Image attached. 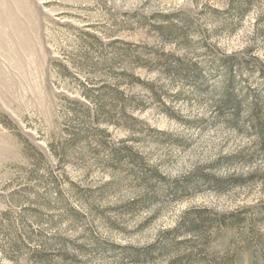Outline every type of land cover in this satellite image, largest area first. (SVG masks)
Segmentation results:
<instances>
[{"label": "rangeland", "instance_id": "rangeland-1", "mask_svg": "<svg viewBox=\"0 0 264 264\" xmlns=\"http://www.w3.org/2000/svg\"><path fill=\"white\" fill-rule=\"evenodd\" d=\"M257 128L264 0H0V264H264Z\"/></svg>", "mask_w": 264, "mask_h": 264}, {"label": "trees", "instance_id": "trees-1", "mask_svg": "<svg viewBox=\"0 0 264 264\" xmlns=\"http://www.w3.org/2000/svg\"><path fill=\"white\" fill-rule=\"evenodd\" d=\"M227 70H228V74H229V72L231 70L230 66H229V68ZM233 110L236 111V108H234ZM255 131H257V134H259V135H263L264 134V132H263V130L261 128H257V130H255Z\"/></svg>", "mask_w": 264, "mask_h": 264}]
</instances>
